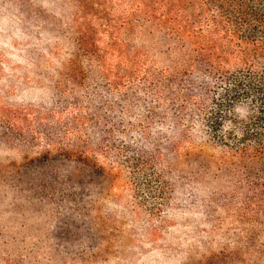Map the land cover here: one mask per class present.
Listing matches in <instances>:
<instances>
[{"label":"trees","instance_id":"16d2710c","mask_svg":"<svg viewBox=\"0 0 264 264\" xmlns=\"http://www.w3.org/2000/svg\"><path fill=\"white\" fill-rule=\"evenodd\" d=\"M0 10L10 106L0 163L17 153L44 168L23 192L81 198L73 172H45L57 162L122 180L145 211L168 217L173 205L197 220L199 246L169 245L167 264H264V0H0ZM107 222L117 237L119 217ZM12 244L0 241V264H52Z\"/></svg>","mask_w":264,"mask_h":264},{"label":"rangeland","instance_id":"374dc122","mask_svg":"<svg viewBox=\"0 0 264 264\" xmlns=\"http://www.w3.org/2000/svg\"><path fill=\"white\" fill-rule=\"evenodd\" d=\"M158 45L162 52L166 51L167 37ZM2 49L5 51L8 47ZM153 61L167 66L164 58ZM4 99L0 98L3 109L8 105ZM13 154L0 163V229L4 230L0 241L10 247L14 246L12 242L27 248L35 245L33 257L39 260L43 256L50 257L52 264H167L169 245L182 246L183 243L187 249L192 246L193 251L199 246L190 239L198 225L195 218L179 217L173 205L168 217L163 210L145 211L133 187L122 180L99 179L81 169L74 172L70 165L57 162L45 172L54 169L73 172L76 180L83 184L81 198L51 189L47 193L43 190L23 192L27 189V177H35L36 171L44 169L42 160L32 156L21 159L19 154ZM75 213L83 215V228L78 218L75 220ZM113 216L119 217L117 237L109 230L110 222H107L108 217ZM188 240L192 245L187 244ZM222 264L242 263L228 260Z\"/></svg>","mask_w":264,"mask_h":264}]
</instances>
